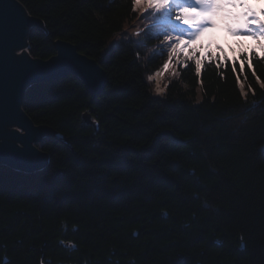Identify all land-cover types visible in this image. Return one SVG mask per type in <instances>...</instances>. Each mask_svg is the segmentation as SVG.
<instances>
[{"label":"trees","instance_id":"trees-1","mask_svg":"<svg viewBox=\"0 0 264 264\" xmlns=\"http://www.w3.org/2000/svg\"><path fill=\"white\" fill-rule=\"evenodd\" d=\"M18 1L44 24L29 32L33 59L70 43L101 66L107 88L93 99L69 77L28 90L23 110L57 138L38 145L41 172L0 167V264H264L257 41L204 42L200 74L187 61L155 98L146 75L168 49L132 0ZM253 49L241 73V53Z\"/></svg>","mask_w":264,"mask_h":264},{"label":"water","instance_id":"water-1","mask_svg":"<svg viewBox=\"0 0 264 264\" xmlns=\"http://www.w3.org/2000/svg\"><path fill=\"white\" fill-rule=\"evenodd\" d=\"M42 27L19 1L0 2V167L24 174L47 167L48 155L38 145L57 138L52 129L36 126L23 110L28 90L67 77L81 80L93 99L103 97L107 88L101 66L70 43L56 42V55L48 61L31 58L26 53L29 31Z\"/></svg>","mask_w":264,"mask_h":264},{"label":"snow or ice","instance_id":"snow-or-ice-1","mask_svg":"<svg viewBox=\"0 0 264 264\" xmlns=\"http://www.w3.org/2000/svg\"><path fill=\"white\" fill-rule=\"evenodd\" d=\"M132 8L133 11L147 13L144 19L152 17L153 25L157 29V35L153 38H159L160 35L164 37L162 44L168 49L169 63L183 55L185 56L184 66H188L187 61H193L197 75L201 72L202 60L198 54H193L191 51L185 55V50L189 49L191 43L206 29L215 27L214 17L219 14L235 22L236 26H230L228 33L233 37L251 36L257 41L259 50L264 52V20L248 7V0H132ZM231 9H243V11L234 15ZM260 16H264V10L261 11ZM181 21L183 24L180 23ZM148 32L151 33L152 29L150 28ZM145 35L147 36L148 33ZM157 54L163 55V50ZM254 56L255 49L248 53H241L239 63L241 73L244 72L246 64L249 69L253 68ZM176 63L182 62L176 59ZM167 67L168 65L165 64V69ZM236 70L233 64L232 71L236 72ZM252 75L256 76L254 70ZM151 79L150 76L149 80ZM237 79L239 80V77ZM257 83L264 88V82H261L259 77H257ZM157 91H161L159 85H157ZM241 94L246 95L243 85H241Z\"/></svg>","mask_w":264,"mask_h":264},{"label":"rangeland","instance_id":"rangeland-1","mask_svg":"<svg viewBox=\"0 0 264 264\" xmlns=\"http://www.w3.org/2000/svg\"><path fill=\"white\" fill-rule=\"evenodd\" d=\"M144 14H147V13H144ZM219 17H220V20L222 22H225L226 27H230V25L232 24V22H227L228 19H225V17H224L223 14H219L216 17H214V21H213L214 22V25H216V26L218 25V23H219ZM129 27H131V26H129ZM221 34H224V33L223 32H220L218 35L211 34V35H209V37H206V38H203L201 36H198V38L193 43H191L190 48L185 50V55H187L188 52L191 51L193 54H198L200 56V58L202 59L204 57V55H203L204 54V47H203L204 41L208 42V40L210 38V39H213V41H218L219 43H222V40H221V37H220ZM215 36H217V38H215ZM115 42H117V44H118L120 42V37L116 38L115 41H114V43ZM83 56H85V55H83ZM176 59H179L182 63L177 64L176 63ZM184 60H185V56H183V55L182 56H179L177 58H174V60L171 63H169V61H167L165 63V64L168 65L167 69H165V64H164L163 68L160 71L152 72V73H149V74L146 75V81L151 86V91H152V94H153V96L155 98H164L165 97V94L167 93V90H168L169 83L171 82V80H173V79L175 80L178 77V75H179L178 74L179 73V66L180 65H184V63H183ZM150 76L152 77L151 80H149V77ZM67 78H69V77H67ZM74 78H76V77H74ZM63 79H65V78H63ZM76 79H78V78H76ZM43 85H47V84H43ZM157 85H159V88L161 89L160 92L157 91ZM46 139H51V138H46ZM61 244L63 245L62 242L60 243V245ZM64 248H71V245L66 244V246H64ZM41 264H44V263L42 262Z\"/></svg>","mask_w":264,"mask_h":264},{"label":"bare ground","instance_id":"bare-ground-1","mask_svg":"<svg viewBox=\"0 0 264 264\" xmlns=\"http://www.w3.org/2000/svg\"><path fill=\"white\" fill-rule=\"evenodd\" d=\"M18 1V0H17ZM26 10V9H25ZM27 11V10H26ZM27 13H28V11H27ZM29 14V13H28ZM30 16V15H29ZM143 16H141V18H142ZM218 26L220 27L221 26V22H219L218 23ZM40 29H44V27H42V28H40ZM30 32V31H29ZM126 39V38H125ZM128 40V39H127ZM28 42H29V35H28V41H27V48H26V53L27 54H29L28 53ZM89 58V57H88ZM36 60V59H35ZM91 60V59H90ZM88 117H85L84 118V121L88 124V125H90L91 124V122H90V116L89 115H87ZM89 122V123H88ZM40 149V148H39ZM41 150V149H40ZM43 152V151H42ZM39 173V172H38ZM64 244V243H63ZM68 245H71L70 243H68ZM71 247H72V245H71Z\"/></svg>","mask_w":264,"mask_h":264}]
</instances>
